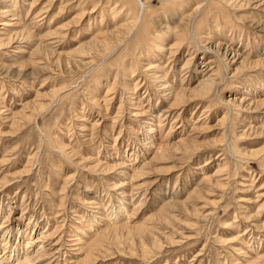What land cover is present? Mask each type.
<instances>
[{
  "label": "rangeland",
  "instance_id": "374dc122",
  "mask_svg": "<svg viewBox=\"0 0 264 264\" xmlns=\"http://www.w3.org/2000/svg\"><path fill=\"white\" fill-rule=\"evenodd\" d=\"M138 1L0 0V257L264 264V0Z\"/></svg>",
  "mask_w": 264,
  "mask_h": 264
},
{
  "label": "bare ground",
  "instance_id": "6f19581e",
  "mask_svg": "<svg viewBox=\"0 0 264 264\" xmlns=\"http://www.w3.org/2000/svg\"><path fill=\"white\" fill-rule=\"evenodd\" d=\"M140 1V6H141V8L142 9H144V6H145V3H143V1L142 0H139ZM138 1V2H139ZM165 1V0H164ZM210 1V0H209ZM242 1V0H241ZM244 2H246V1H248V3L250 2L251 3V1H253V0H243ZM255 1V0H254ZM223 2V1H222ZM227 2H229V0L227 1ZM37 3V2H36ZM172 3H174V2H172ZM180 3V2H179ZM186 3V2H185ZM213 3V2H212ZM189 4V3H188ZM230 4V3H229ZM242 4V3H241ZM247 4V3H246ZM122 5V4H121ZM174 5H175V3H174ZM249 5H251V4H248V6ZM147 6V5H146ZM234 6V5H233ZM232 6V7H233ZM243 6H244V3H243ZM140 11H141V9H140ZM147 11V10H146ZM199 11V14H200V5H199V7H196V9H195V11H194V15H192V17L190 18V22H192V20L194 19V16H195V14H197V12ZM11 13H12V11H10ZM7 13V12H6ZM170 13V12H169ZM140 14H142L143 15V13L142 12H140ZM137 16L135 19H134V22H132L131 24H130V27H129V29H128V31H127V35H131V34H133V31L135 30V28H136V30L138 29V27L140 28L141 27V24L143 23V16ZM145 18V17H144ZM197 18V17H196ZM133 20V19H132ZM149 23H150V20H149ZM153 23V22H152ZM193 23V22H192ZM6 25V24H5ZM127 24H125V26H126ZM192 25V24H191ZM188 26V25H187ZM6 27H8V26H6ZM189 27V26H188ZM193 30V29H192ZM121 31V30H120ZM193 32V31H192ZM123 33V32H122ZM121 33V34H122ZM144 33V32H143ZM120 34V33H119ZM118 34V35H119ZM180 34V33H179ZM123 35H125V34H123ZM122 35V36H123ZM192 35V34H191ZM194 35V34H193ZM107 36V35H106ZM110 36V35H109ZM126 36V35H125ZM105 37V36H104ZM193 37V36H192ZM1 42H3V41H1ZM97 43V42H96ZM1 44V43H0ZM87 44V43H86ZM90 44V43H89ZM88 44V45H89ZM3 46V45H2ZM4 46H5V43H4ZM83 46V45H82ZM86 46V45H85ZM88 47V46H87ZM110 47V46H109ZM83 48V47H82ZM42 49V48H41ZM165 49V48H164ZM165 51V50H164ZM80 52V51H79ZM175 52V51H174ZM226 52H230V51H227L226 50ZM232 54H236L237 55V52L236 51H234V50H232V52H231ZM157 66V65H156ZM157 69V68H156ZM156 69H155V71H156ZM151 71H153V70H151ZM159 75H161V74H159ZM158 76V75H157ZM207 75H204V76H201V78H202V80H200V84H199V89H197L198 91H197V93L199 94V95H202V96H205V94L210 90V89H213L214 87H216V82H215V80H214V78L212 77V76H208L207 78ZM161 78H163L162 76L161 77H157V81H159V80H161ZM164 79V78H163ZM162 79V80H163ZM218 82V81H217ZM161 86H166V87H164V90H165V92L167 93V92H171V93H174V91H175V89L173 88V86L171 85V84H169L167 81H164V84L163 85H161ZM182 86V85H181ZM188 87V86H187ZM192 89V88H191ZM179 90H182V92H177V91H175V96L177 97V101L180 99V97L181 96H178L180 93H183V91L184 90H186L185 88H182V89H179ZM167 95V94H166ZM174 97V96H173ZM189 100H190V98H189ZM179 105H181V103H179ZM177 107V106H176ZM145 115V114H144ZM151 134V133H150ZM148 136L150 137V135H149V133H148ZM148 137V138H149ZM152 139V138H151ZM145 140V139H144ZM141 141H142V139H141ZM147 142V141H146ZM153 142V141H152ZM151 142V143H152ZM155 142V141H154ZM143 143V142H142ZM148 143V142H147ZM190 143V142H189ZM144 144V143H143ZM150 145V144H149ZM179 145V144H178ZM162 146V145H161ZM180 146V145H179ZM185 146H186V144H185ZM195 146V145H194ZM148 147H150V146H148ZM153 148V147H152ZM165 148V147H164ZM180 148H182V147H180ZM145 149V148H144ZM148 149V148H147ZM159 149V148H158ZM165 149H167V146H166V148ZM184 150H185V148H184ZM163 151H165L164 149L163 150H161V152L162 153H166V151L165 152H163ZM168 151V150H167ZM136 152V151H135ZM157 154V153H156ZM160 154V153H159ZM167 154V153H166ZM158 155V154H157ZM156 155V156H157ZM165 157V156H164ZM122 158V157H121ZM125 158H127V157H125ZM134 158V157H133ZM160 159V158H159ZM129 160V159H128ZM133 160V159H132ZM121 161V160H120ZM135 161H137V160H135ZM116 163V162H115ZM99 164H101V163H99ZM131 164H132V162H131ZM131 166V165H130ZM111 167V166H110ZM112 169V168H111ZM140 173V172H139ZM137 174V173H136ZM138 175V174H137ZM142 175V174H141ZM140 175V176H141ZM136 178V177H135ZM132 196V195H131ZM132 198V197H131ZM134 199V198H133ZM131 202V201H130ZM120 209V208H119ZM123 210H125V208H123ZM117 211H118V209H117ZM117 213V212H116ZM119 214V213H118ZM4 236H3V238L2 239H0L1 241H6V244H7V242L9 243V239H8V236L9 235H11V230H10V228L9 229H7V231H6V233L5 234H3ZM32 235V234H31ZM44 235V234H43ZM24 241V240H23ZM36 242L37 241H34V238L33 237H30V238H26V240H25V242L23 243V244H25L27 247H26V253H27V251H28V248H29V246H31L32 244H36ZM43 243V242H42ZM4 244V243H3ZM21 244V243H20ZM2 245V244H1ZM6 249V248H5ZM5 249H3L4 251H5ZM13 254V253H12ZM23 256V255H22ZM32 255H30V256H28V255H25L24 256V259L22 260V257H21V255L19 254V253H15L14 255H8V256H1L0 257V264H30L31 262H32V257H31ZM31 257V258H30Z\"/></svg>",
  "mask_w": 264,
  "mask_h": 264
}]
</instances>
